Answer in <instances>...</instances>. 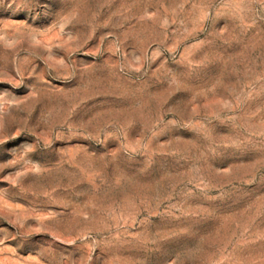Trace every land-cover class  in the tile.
<instances>
[{"label":"rangeland","instance_id":"1","mask_svg":"<svg viewBox=\"0 0 264 264\" xmlns=\"http://www.w3.org/2000/svg\"><path fill=\"white\" fill-rule=\"evenodd\" d=\"M0 264H264V0H0Z\"/></svg>","mask_w":264,"mask_h":264}]
</instances>
